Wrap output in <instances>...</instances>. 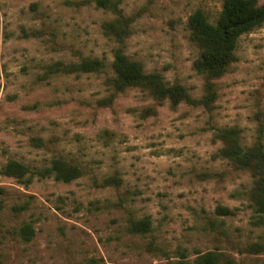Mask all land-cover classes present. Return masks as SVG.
Listing matches in <instances>:
<instances>
[{
  "label": "rangeland",
  "instance_id": "374dc122",
  "mask_svg": "<svg viewBox=\"0 0 264 264\" xmlns=\"http://www.w3.org/2000/svg\"><path fill=\"white\" fill-rule=\"evenodd\" d=\"M112 1L0 0V264H199L206 252L264 264V252L247 250L264 241L246 194L252 177L216 156L214 136L236 126L248 144L259 130L264 139V23L239 38L236 60L208 80L194 67L189 17L202 9L214 21L224 0ZM121 17L125 53L196 99L211 91L209 107L173 106L142 87L111 91L120 45L105 24ZM87 56L106 66L42 77L48 63ZM55 155L85 174L25 184L1 172L9 159L41 167ZM219 204L235 214H216ZM144 216L151 233H131L130 219ZM25 223L30 240L19 234Z\"/></svg>",
  "mask_w": 264,
  "mask_h": 264
},
{
  "label": "trees",
  "instance_id": "16d2710c",
  "mask_svg": "<svg viewBox=\"0 0 264 264\" xmlns=\"http://www.w3.org/2000/svg\"><path fill=\"white\" fill-rule=\"evenodd\" d=\"M97 3L106 8L116 6L112 0H97ZM263 23L264 3H259L258 0H224L219 16L214 21H211L202 9L194 11L189 17V28L191 39L199 48V55L194 62L195 69L206 75L208 80L223 75L230 64L236 60L239 38L262 26ZM127 26L128 21L123 17L105 24L106 32L115 36L120 45L115 50L111 64L113 75L107 78L113 93L133 87H142L157 99H168L173 106L182 102L210 106L213 100L211 91L201 99H196L184 85L169 84L161 73L147 72L139 61L132 60L122 47ZM105 66L104 59L99 57L87 56L70 62L59 60L44 65L42 77L47 78L53 74L101 72ZM112 96L109 101H112ZM151 108L146 109L151 111ZM214 136L221 142L216 156L228 161L234 169L250 173L252 184L246 194L254 207L252 222L254 226L264 229V139L262 131L259 130L250 144L246 143L241 130L236 126L217 127ZM1 172L25 184L31 183L34 178L50 177L61 182H72L85 174L79 162L58 155H55L48 165L41 167L9 159ZM111 180H117V177L112 176L106 182ZM25 208V206L19 207L17 210L20 212ZM215 212L220 216H228L235 214V209L219 204ZM129 231L139 235L151 233V218L149 216L131 218ZM219 232L225 231L222 228ZM19 234L24 239L30 240L34 235V229L32 225L25 223L20 228ZM247 250L254 253L264 252V241L250 243ZM197 262L199 264H233L231 258L215 252L201 254Z\"/></svg>",
  "mask_w": 264,
  "mask_h": 264
}]
</instances>
